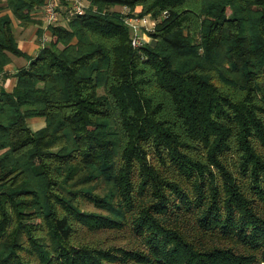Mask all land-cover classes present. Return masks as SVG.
I'll list each match as a JSON object with an SVG mask.
<instances>
[{"label":"trees","instance_id":"trees-1","mask_svg":"<svg viewBox=\"0 0 264 264\" xmlns=\"http://www.w3.org/2000/svg\"><path fill=\"white\" fill-rule=\"evenodd\" d=\"M88 1L0 0V264H264V0Z\"/></svg>","mask_w":264,"mask_h":264},{"label":"built area","instance_id":"built-area-1","mask_svg":"<svg viewBox=\"0 0 264 264\" xmlns=\"http://www.w3.org/2000/svg\"><path fill=\"white\" fill-rule=\"evenodd\" d=\"M91 6L84 3V0H44L42 6L36 10L43 15L45 23L49 26L59 25L62 18V11H65V19H70L84 15ZM124 13L128 15L130 9L123 8ZM139 12H135L138 14ZM124 23L131 31V44L135 49H141L145 45L151 43V34L154 32L157 20H153L150 16H126Z\"/></svg>","mask_w":264,"mask_h":264},{"label":"crops","instance_id":"crops-1","mask_svg":"<svg viewBox=\"0 0 264 264\" xmlns=\"http://www.w3.org/2000/svg\"><path fill=\"white\" fill-rule=\"evenodd\" d=\"M84 3L90 5L88 0H84ZM140 10L141 8L138 7L136 8L135 12H140ZM32 17L34 22L27 29L21 28L19 30V34L21 35L20 38L16 36L20 49L29 56H34L38 52L40 46L47 45L52 40V35L49 31V25L45 23L42 13L38 10H35ZM65 17V11H62V18L59 25H67L68 22L66 21ZM14 24L15 27L18 26L17 20L15 19ZM22 59H24V61H19L17 63H15V61L12 59V62L6 66L5 75L9 77L3 81V88L11 91L16 85L17 78L15 75L21 67H26L28 65V61L25 58Z\"/></svg>","mask_w":264,"mask_h":264},{"label":"rangeland","instance_id":"rangeland-1","mask_svg":"<svg viewBox=\"0 0 264 264\" xmlns=\"http://www.w3.org/2000/svg\"><path fill=\"white\" fill-rule=\"evenodd\" d=\"M114 10L116 11V12H123L124 11V9L122 8V7H120V6H117V7H115L114 8ZM129 14V16H130V14H131V12H129L128 13ZM132 14H134V13H132ZM131 14V16H135V15H132ZM17 25L18 26H16L15 27V24H14V29H15V34H16V36L18 37V38H20V34H19V30L21 29V28H23V27H21L20 25H19V23L17 22ZM23 29H27V28H23ZM12 59H13V61H15V63H17V62H19V61H24V59H22V58H18V57H14V56H12ZM43 120L42 119H34L32 122H31V129L33 130V131H36V130H39V129H41L42 127H43Z\"/></svg>","mask_w":264,"mask_h":264}]
</instances>
